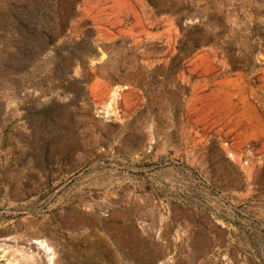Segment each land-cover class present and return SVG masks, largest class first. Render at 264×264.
<instances>
[{
    "label": "rangeland",
    "instance_id": "374dc122",
    "mask_svg": "<svg viewBox=\"0 0 264 264\" xmlns=\"http://www.w3.org/2000/svg\"><path fill=\"white\" fill-rule=\"evenodd\" d=\"M0 264H264V0H0Z\"/></svg>",
    "mask_w": 264,
    "mask_h": 264
},
{
    "label": "built area",
    "instance_id": "2783aa9c",
    "mask_svg": "<svg viewBox=\"0 0 264 264\" xmlns=\"http://www.w3.org/2000/svg\"><path fill=\"white\" fill-rule=\"evenodd\" d=\"M114 104H116V103H114Z\"/></svg>",
    "mask_w": 264,
    "mask_h": 264
}]
</instances>
